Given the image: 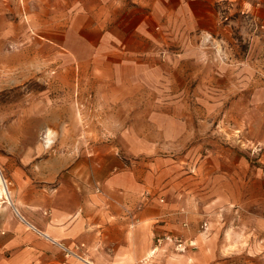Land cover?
<instances>
[{
    "label": "rangeland",
    "instance_id": "1",
    "mask_svg": "<svg viewBox=\"0 0 264 264\" xmlns=\"http://www.w3.org/2000/svg\"><path fill=\"white\" fill-rule=\"evenodd\" d=\"M10 125L51 152L71 126L92 176L190 192L264 252V0H0Z\"/></svg>",
    "mask_w": 264,
    "mask_h": 264
},
{
    "label": "crops",
    "instance_id": "2",
    "mask_svg": "<svg viewBox=\"0 0 264 264\" xmlns=\"http://www.w3.org/2000/svg\"><path fill=\"white\" fill-rule=\"evenodd\" d=\"M55 128L71 134L59 152L41 142L48 125L0 128V171L14 203L0 201V264H264V252L243 247L248 239L227 236L226 222L204 223L203 212L218 208L182 189L160 199L132 174L92 176L87 155L74 151L88 141Z\"/></svg>",
    "mask_w": 264,
    "mask_h": 264
},
{
    "label": "bare ground",
    "instance_id": "3",
    "mask_svg": "<svg viewBox=\"0 0 264 264\" xmlns=\"http://www.w3.org/2000/svg\"><path fill=\"white\" fill-rule=\"evenodd\" d=\"M52 135H53V133L48 131L47 135L45 137V140H46V143L48 144V146L50 144H52ZM0 199H6V201L9 204L14 205V203L12 201V194L9 190V184L7 183L6 180L3 179L1 171H0Z\"/></svg>",
    "mask_w": 264,
    "mask_h": 264
},
{
    "label": "built area",
    "instance_id": "4",
    "mask_svg": "<svg viewBox=\"0 0 264 264\" xmlns=\"http://www.w3.org/2000/svg\"><path fill=\"white\" fill-rule=\"evenodd\" d=\"M2 202H6V199H0ZM178 247L181 248V250H183V245L181 243L178 244Z\"/></svg>",
    "mask_w": 264,
    "mask_h": 264
}]
</instances>
